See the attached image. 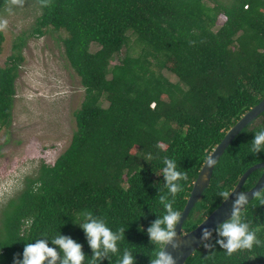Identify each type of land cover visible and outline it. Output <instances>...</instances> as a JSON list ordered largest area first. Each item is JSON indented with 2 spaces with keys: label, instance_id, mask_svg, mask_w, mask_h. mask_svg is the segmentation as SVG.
Returning a JSON list of instances; mask_svg holds the SVG:
<instances>
[{
  "label": "trees",
  "instance_id": "obj_1",
  "mask_svg": "<svg viewBox=\"0 0 264 264\" xmlns=\"http://www.w3.org/2000/svg\"><path fill=\"white\" fill-rule=\"evenodd\" d=\"M9 1L0 0V8ZM36 2L40 14L32 29L17 36L14 52L0 66V130L11 122L22 48L46 28L66 33L64 55L84 98L74 111L68 146L52 164L41 161L25 175L2 204L0 264L22 260L26 243L37 239L47 238L58 248L50 240L60 233L81 243L83 264H92V250L77 223L84 222L85 211L105 219L113 231L126 228L119 252L96 264H119L125 249L135 264H150L159 245L150 242L147 228L165 214L159 197L173 200L162 174L164 158L174 159L188 176L179 181L183 190L173 203L181 212L208 154L264 95V0ZM3 39L0 31V52ZM261 130L264 111L218 158L183 232L215 209L223 199L219 193L230 191L249 166L264 161V150L251 151ZM261 173L262 168L250 173L242 189L252 187ZM241 211L242 219L259 229L260 245L229 256L218 244L213 249L201 244L184 264H264V205L254 197ZM217 238L213 231L209 242Z\"/></svg>",
  "mask_w": 264,
  "mask_h": 264
},
{
  "label": "rangeland",
  "instance_id": "obj_2",
  "mask_svg": "<svg viewBox=\"0 0 264 264\" xmlns=\"http://www.w3.org/2000/svg\"><path fill=\"white\" fill-rule=\"evenodd\" d=\"M39 14L36 0H24L23 6L9 1L0 8V19L8 21L2 31L0 66L14 52L12 46L17 36L28 33ZM221 23L219 18L217 25ZM65 34L63 30L46 28L43 35L29 37L22 48L11 122L0 130V208L19 190L23 177L34 173L41 161L54 162L68 146L75 129L74 111L84 98V88L65 58ZM130 45L137 49L134 43ZM96 47L93 44L91 49ZM163 72L170 80H176L173 74Z\"/></svg>",
  "mask_w": 264,
  "mask_h": 264
},
{
  "label": "clouds",
  "instance_id": "obj_3",
  "mask_svg": "<svg viewBox=\"0 0 264 264\" xmlns=\"http://www.w3.org/2000/svg\"><path fill=\"white\" fill-rule=\"evenodd\" d=\"M10 3L23 6L24 0H10ZM7 25L6 19H0V31H3ZM158 147L162 148L163 145H158ZM262 150H264V130L255 133L251 148L254 154H258ZM206 159L207 166L210 168L216 162L213 157ZM163 163L166 165L162 170L165 187L172 195L173 200L169 201L164 195L159 197L165 214L162 217L158 216L147 228L150 242L159 245V250L156 252L155 258L150 260V264H177V258L167 250L166 246L171 245L172 249L179 247L176 239V226L181 220V212L173 208V203L175 196L183 190L179 181H186L188 176L186 172L178 170L174 159L165 157ZM232 194L233 192L223 190L219 196L227 201ZM253 195L261 200V205H264V193L255 191ZM248 202L249 198L245 192L235 194L230 216L214 229L208 227L201 229L199 239L203 248L213 249L218 244L226 250L227 255L231 256L237 251L250 250L253 245L261 244L257 237L259 229H252L250 224L242 219L241 210ZM81 215L84 222L77 223L86 234L87 243L92 250V264L108 257L109 253H118L120 250L118 242L124 239L126 228L120 227L113 231L105 219L94 216L91 211H85ZM213 231L218 237L215 244L209 242ZM50 241L52 245L58 246V248L49 246V239L47 238L37 239L34 243H26L22 253L23 259L14 258V264H83L85 253L81 243L61 233ZM119 264H135V257L128 249L124 250Z\"/></svg>",
  "mask_w": 264,
  "mask_h": 264
},
{
  "label": "water",
  "instance_id": "obj_4",
  "mask_svg": "<svg viewBox=\"0 0 264 264\" xmlns=\"http://www.w3.org/2000/svg\"><path fill=\"white\" fill-rule=\"evenodd\" d=\"M264 111V95L262 98L253 105L250 109L245 111L225 132L221 140L214 146L207 157H213L215 161L223 154L225 148L233 140V138L252 120L259 116ZM206 157V158H207ZM216 163V162H215ZM215 165V164H214ZM214 165L210 168L207 166V159L203 162L200 170L192 183L189 196L187 197L186 203L181 210V220L176 226L177 242L179 247L172 249L171 245L166 246L169 252L177 258V264H184L185 260L194 253V251L201 245L200 236L201 229L208 227L214 229L219 223L227 219L231 214L232 203L235 198V194L239 192H245L249 198V202L254 198L255 191H261L264 188V161L257 162L249 166L238 178L234 187L229 191L233 194L227 201L223 199L219 205L213 209L206 217L202 219L193 229L183 232V222L188 217V214L192 207L201 198L202 192L208 186ZM262 168V173L254 183V185L248 189H242V186L247 179L248 175L256 169ZM248 202V203H249ZM247 203V204H248ZM246 204V205H247ZM245 205V206H246ZM244 206V208H245ZM243 208V209H244ZM242 209V210H243Z\"/></svg>",
  "mask_w": 264,
  "mask_h": 264
}]
</instances>
